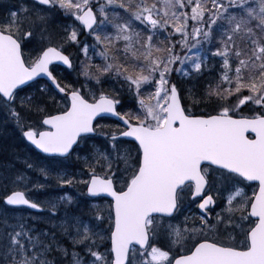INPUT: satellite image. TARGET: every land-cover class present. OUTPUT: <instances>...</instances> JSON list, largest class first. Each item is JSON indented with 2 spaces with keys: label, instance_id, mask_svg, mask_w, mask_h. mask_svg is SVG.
<instances>
[{
  "label": "snow or ice",
  "instance_id": "1",
  "mask_svg": "<svg viewBox=\"0 0 264 264\" xmlns=\"http://www.w3.org/2000/svg\"><path fill=\"white\" fill-rule=\"evenodd\" d=\"M0 157V264H264V0H0Z\"/></svg>",
  "mask_w": 264,
  "mask_h": 264
},
{
  "label": "rangeland",
  "instance_id": "2",
  "mask_svg": "<svg viewBox=\"0 0 264 264\" xmlns=\"http://www.w3.org/2000/svg\"><path fill=\"white\" fill-rule=\"evenodd\" d=\"M0 159H2V157H0ZM41 199H43V196H41Z\"/></svg>",
  "mask_w": 264,
  "mask_h": 264
}]
</instances>
